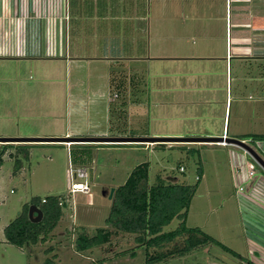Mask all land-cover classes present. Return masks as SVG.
Masks as SVG:
<instances>
[{
  "label": "rangeland",
  "instance_id": "374dc122",
  "mask_svg": "<svg viewBox=\"0 0 264 264\" xmlns=\"http://www.w3.org/2000/svg\"><path fill=\"white\" fill-rule=\"evenodd\" d=\"M168 3L166 8L162 7L161 0H140L136 3L135 8L139 10L136 16L145 17V32L144 39L141 31L135 33V46L131 44L133 22L122 18L119 13L114 15V22L110 21L114 25V34L120 37L107 40L106 46L115 48L116 43L120 42L121 50H125L127 56L133 50V54H145L147 61L138 64L139 66L130 62L106 63L107 65L98 62V58L102 56L99 51L104 50V41L101 39L96 43L98 51L93 50V54L84 55L87 57L79 60L80 68L73 69L70 76L67 75L65 87L53 85V80L40 83L37 71L23 68L21 64L0 63V138H120L118 133L122 132L124 138L180 139L120 146L112 142L92 145L75 142L27 144V156L16 155L15 146L7 147L0 165V264H142L143 250H136L134 258L128 253L135 247L133 235L113 232L108 243L84 252L76 249L75 239L82 230L88 236H93L97 229L105 227L111 203L107 199L109 190L124 184L131 170L144 162L149 164V183L154 182L156 177H162L178 184H197L186 226L200 229L247 258V234L232 197L228 154L219 147L196 145L189 142L191 140H185L203 139V135L172 136L173 132L179 131L220 132L221 121L218 117L221 106H214L215 111H209L206 105L198 108L171 105L176 98L179 100V91L170 92L165 86L160 87L159 81L161 78H179L188 72L185 70L189 66L179 65L176 61L169 64L155 60L162 54L161 49L164 52L178 48L175 43L172 45L174 47H170L167 43L160 44L156 40L168 21L174 23L175 33L178 34L182 27L181 17L188 23L194 21V25H199L204 20L203 15H224V0H169ZM162 9L168 11L167 17L163 16ZM137 22L135 20V25ZM141 24L143 23L140 21L139 25ZM141 27L142 25L140 30ZM198 43L197 38L188 39L185 46L178 48L181 50L179 55L196 54L195 46ZM222 50L219 48V52ZM257 57L261 56L251 55L242 59L233 57L229 61V78L234 81L237 75H241L242 78L249 79L255 74L264 73V57ZM201 65L206 64H199L200 68ZM212 67L216 72L215 79L221 83L224 80V69L215 65ZM11 72H14V77L10 75ZM111 77L114 79L113 85H110ZM206 78L199 76L198 80ZM62 80H65L63 76L58 84H62ZM125 81L123 87H117L119 82ZM69 88L72 94L83 100L78 105V111H70V104L66 101L65 95ZM246 93L243 105L253 106L255 95L250 91ZM47 96V100L43 98ZM216 96L221 98L220 93ZM191 97L192 95L183 98L191 101ZM235 110L233 102L231 127L234 125ZM226 122L228 123V113ZM63 128L70 130L73 137H64L63 134L42 137L54 136L53 132H59L60 129L64 131ZM94 128L106 130L107 133L104 134L107 136L96 137L91 132ZM130 132L144 136L129 137ZM76 134L82 137H76ZM81 144L86 146H73ZM159 144L164 146L155 147ZM2 146L0 144V154L4 149ZM79 150L88 151L90 157L84 165L75 166L71 159L74 160ZM9 154L14 157L10 158ZM248 160L254 162L251 157ZM69 166L84 170L90 188L88 195L70 194L67 174ZM180 166L183 167V173L178 171ZM201 169L203 177H200ZM197 178L200 180L197 181ZM61 195L67 200L64 216L47 240L21 248L5 241L3 229L22 212L25 205L33 199L38 202L48 196ZM177 225L178 220L174 219L163 231L174 230ZM120 253L125 254L118 256ZM160 264L244 263L214 245H207L182 258Z\"/></svg>",
  "mask_w": 264,
  "mask_h": 264
},
{
  "label": "crops",
  "instance_id": "0c3cea01",
  "mask_svg": "<svg viewBox=\"0 0 264 264\" xmlns=\"http://www.w3.org/2000/svg\"><path fill=\"white\" fill-rule=\"evenodd\" d=\"M139 1L0 0V63L5 65L21 64L23 68L37 71L40 83H48V80H53V85L65 87L67 75L70 76L73 69L80 68L79 60L87 57L84 55L99 49L95 47L101 39L104 41V50L99 51L102 56L98 58V62L144 64L147 61L145 54L143 56L133 54L135 53L133 50L132 54L127 56L126 51L121 50L120 42L116 43L115 48L110 47V49L106 46L107 40L120 37V35L114 34V25L111 23L114 22L116 13L122 15V18H126L127 21L133 22L132 45L135 46L136 32L140 33L141 31L144 39L145 17L136 16L139 10L135 6ZM168 1L161 0L163 8L169 6ZM191 11L193 12V10ZM162 14L167 17L169 13L162 9ZM205 17L206 15H203L204 20L199 25H194V21L188 23L184 17H181L180 25L182 27L180 26L181 30L178 34L175 33L174 23L168 21L163 33H159L156 37L160 44L164 42L170 47H174L172 45L175 43L179 49H181L180 46L186 45L185 42L188 39L197 38L199 43L195 46L196 54L179 55L181 50L174 47L172 50L164 52L161 49L162 54L155 60L169 64L175 61L179 65L188 64L189 67L185 70L188 72L181 76L183 78L175 77L176 79L164 80L161 78L160 87L165 86L170 92L179 91V100L176 98L174 102L170 103L174 106L181 104L198 108L200 105H206L209 111H215L214 106L220 104L221 113L218 117L221 121L220 132L204 130L202 133H184L186 131H179L173 132L172 136L188 134L203 135L204 138L236 139L245 144L249 143L250 145H247L264 162V141L250 143L251 135H264V73L255 74L249 79L242 78L241 75H237L234 81L233 78H229L230 62L233 57L240 59L251 55L264 57V0H224V15ZM135 20L139 24L140 21L143 23L141 30V25L138 22L135 25ZM121 39L123 40V37ZM219 48L223 50L219 52ZM169 52L170 54H167ZM202 63L206 65H201L200 68L199 64ZM210 64L224 69V80H221V83L215 79L216 72L212 67L214 65ZM210 71L212 73L209 74ZM10 75L14 77V72H11ZM62 76L65 80H62V84H58ZM199 76L207 78L198 80ZM113 80L111 77L110 85L114 84ZM126 81L119 82L117 87H123ZM232 83H234L233 87ZM246 91L255 95L256 101L253 106L245 107L243 105ZM218 93L221 94V98L216 96ZM190 95H192L191 101L183 98L190 97ZM65 96L67 97L66 101L70 104V111H78L80 109L78 105L83 100L72 94L70 88ZM43 98L47 100L48 96ZM233 102L236 110L234 125L231 127ZM227 113L228 123L226 122ZM211 114L209 115L211 116ZM193 117L198 118V116ZM62 131L61 129L59 132L56 130L53 132L54 136L42 135V137H55V135L61 134L64 137H73L70 130ZM91 132L96 137L107 136L104 134V132L107 133L106 130L100 128L91 129ZM122 134L124 133H118L120 138H124ZM141 136L144 135H137L134 132L132 137ZM10 137L18 138L20 136ZM76 137L82 136L77 135ZM189 140L192 141V139ZM192 143L207 147H219L228 154L227 164L230 166L232 197L235 200L237 212L242 217L241 220L247 234L245 238L247 258L242 255L241 257L253 264H264V171L257 166L255 177L248 180L244 165L245 162H250L249 156L239 147L226 143L225 145L205 142ZM85 144L92 145L93 143ZM199 171L200 177H203V170ZM239 186H243V192H237ZM241 262L244 263V261Z\"/></svg>",
  "mask_w": 264,
  "mask_h": 264
},
{
  "label": "trees",
  "instance_id": "16d2710c",
  "mask_svg": "<svg viewBox=\"0 0 264 264\" xmlns=\"http://www.w3.org/2000/svg\"><path fill=\"white\" fill-rule=\"evenodd\" d=\"M129 136H134V132H130ZM250 138L251 144L264 141V135H251ZM11 146L17 147L16 155L27 156V151H25L27 144H5L2 146L4 149L0 154V165L2 155L7 152V147ZM73 146L84 147L86 145ZM157 146L164 145L159 144L155 147ZM9 156L10 158L14 157L12 154ZM89 157L88 151L79 150L74 160H71L75 166H82ZM180 168L183 169L180 166L178 171ZM114 189L108 217L104 223L105 227L97 229L93 236H88L82 230L75 239L78 251L84 252L108 243L112 233L118 232L134 236L135 247L128 253L130 257L134 258L136 250H143L144 262L142 264L166 263L171 259L182 258L207 245L220 248L234 259L244 261V264H253L214 238L204 234L200 229L186 226L189 206L196 192L197 184H178L171 179H162V177H156L154 182L149 183V164L144 162L136 165L124 184ZM66 202V198L62 195L48 196L38 202L37 199H33L3 229L5 241L21 248L25 245L34 246L47 240L63 218ZM30 207L41 211L42 217L38 223L30 221L28 217ZM174 219L178 220L177 227L164 232L163 229ZM124 254L120 253L118 256Z\"/></svg>",
  "mask_w": 264,
  "mask_h": 264
},
{
  "label": "water",
  "instance_id": "95a60500",
  "mask_svg": "<svg viewBox=\"0 0 264 264\" xmlns=\"http://www.w3.org/2000/svg\"><path fill=\"white\" fill-rule=\"evenodd\" d=\"M180 139H159V138H0V144H47V143H61V142H75L80 143H114L117 145H128V144H145L154 142H172ZM182 140V139H181ZM184 140V139H183ZM188 140V139H185ZM234 145L242 149L249 157H251L257 165L264 171V162L260 157L244 142L236 139H222V138H203V139H192L189 142H205V143H221ZM187 142V141H185ZM114 188L109 190L107 199H112ZM28 217L32 223H38L41 220V211L35 207H30Z\"/></svg>",
  "mask_w": 264,
  "mask_h": 264
},
{
  "label": "built area",
  "instance_id": "2783aa9c",
  "mask_svg": "<svg viewBox=\"0 0 264 264\" xmlns=\"http://www.w3.org/2000/svg\"><path fill=\"white\" fill-rule=\"evenodd\" d=\"M221 145H225V142H221ZM255 162V161H254ZM254 162H245L244 170L246 173V177L248 180H252L255 177L256 173V164ZM180 172L183 171L182 168L179 169ZM68 178H69V192L71 195L74 194H82L88 195L89 194V185H88V178L84 174V170L79 168H73L69 166L67 170ZM243 186H239L237 188V192H243Z\"/></svg>",
  "mask_w": 264,
  "mask_h": 264
}]
</instances>
